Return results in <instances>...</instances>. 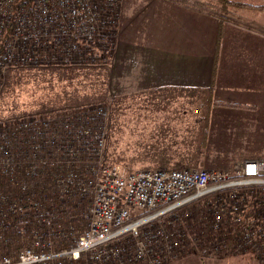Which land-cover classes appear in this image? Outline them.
Instances as JSON below:
<instances>
[{"label": "built area", "instance_id": "built-area-1", "mask_svg": "<svg viewBox=\"0 0 264 264\" xmlns=\"http://www.w3.org/2000/svg\"><path fill=\"white\" fill-rule=\"evenodd\" d=\"M118 3V0H0V82L13 66L94 62L101 60V56L106 59L107 55L94 51L100 44L108 43L110 53L113 51L111 43L115 44L121 17ZM107 115V107L99 104L76 123L60 122L65 131L70 130L73 138H78L80 148H92L97 158L92 161L89 174L78 176L72 170L57 178L61 188L59 199L80 196L88 200L83 231L64 228L52 206L55 196L37 192L31 189L34 183H26L23 186L27 191L26 202L33 207L32 230L16 254L0 255V264H141L142 261L165 264L180 254L186 239L199 246L203 242L201 231L190 235L186 225L168 231L165 227L155 228V224L169 219L177 223L183 218L179 214L181 207L211 196H216V205L209 208L207 217L217 237L213 248L227 247V233L232 229L233 248L251 252L264 264V160H247L234 170L155 168L123 173L102 159ZM33 120H20L18 130L26 136L31 132L27 127L35 125ZM38 120L43 128L26 138L27 143L33 146L35 143L33 149L41 146L37 138L43 145L73 149L71 140L68 146L59 141L61 128L49 140H43L50 123ZM88 122L96 128L85 131L83 127ZM3 131H0L3 138L0 170L12 175L20 164L11 152L14 139H6L7 132ZM83 133L85 136L81 137ZM23 206L20 199L18 205L10 204L9 208L15 212ZM5 214L0 209V229L6 225ZM19 228V233L28 232L27 223ZM57 244L67 246L60 245L62 248L57 250Z\"/></svg>", "mask_w": 264, "mask_h": 264}, {"label": "crops", "instance_id": "crops-1", "mask_svg": "<svg viewBox=\"0 0 264 264\" xmlns=\"http://www.w3.org/2000/svg\"><path fill=\"white\" fill-rule=\"evenodd\" d=\"M232 1L235 4L220 8L218 0H137L130 9L134 13H126L119 26L118 49L123 48L128 59L133 42L141 50L131 62L141 70V77L149 79L147 90L161 89L162 95H172L161 97L164 102H184L189 107L166 110L160 117L168 119L171 131L184 122L176 146L185 136L193 166L211 165L204 151L217 129L237 135L242 148L264 145V0ZM144 8L152 10L145 13ZM199 88L211 97H193ZM217 100L252 108L217 106ZM198 134L206 136L207 146ZM257 159L264 157L246 158L223 169L234 170Z\"/></svg>", "mask_w": 264, "mask_h": 264}, {"label": "rangeland", "instance_id": "rangeland-1", "mask_svg": "<svg viewBox=\"0 0 264 264\" xmlns=\"http://www.w3.org/2000/svg\"><path fill=\"white\" fill-rule=\"evenodd\" d=\"M118 1L121 17L116 26L115 44L111 43L113 51L110 53L109 43L100 44L99 49L94 51L98 55H107L106 59L103 60L104 56H101V60L94 62L13 66L6 71L0 82V125H7L16 119H39L42 115L64 116L80 102L85 104V108L102 104L108 109L102 159L108 165L117 166L123 173L155 168L223 169L246 158L264 157V149H260L263 144L257 148H242L237 135H227L222 129H217L208 137V140L214 142L209 141L208 146L205 143L206 136L198 134V140L207 146L204 153L209 157L211 165H190L192 159H189V150L184 147L187 141L185 136L181 139V145L176 146L184 122L181 128H173L172 133L167 126L168 119L160 117L166 110L189 107L184 102H164L161 97L172 95H162L161 89L147 90L150 88L149 79L141 77V70L131 62L133 55H140L141 50L138 52L137 44L133 42L130 59L123 48L118 49L119 36L122 35L119 26L126 20V13H134V9H130L137 0ZM146 10L145 13H148L152 9ZM104 48L106 51H102ZM193 97H199V91L193 92ZM150 114L155 117H149ZM185 127L188 128L187 125ZM165 131L170 133L166 136ZM215 200L216 196H211L200 201L202 207L197 211V221L212 205L215 207ZM194 206H197L196 203ZM234 250H230L229 254L224 249L219 252L202 249L198 253L192 250L173 257L165 264H262L251 252ZM141 264L146 263L142 261Z\"/></svg>", "mask_w": 264, "mask_h": 264}, {"label": "trees", "instance_id": "trees-1", "mask_svg": "<svg viewBox=\"0 0 264 264\" xmlns=\"http://www.w3.org/2000/svg\"><path fill=\"white\" fill-rule=\"evenodd\" d=\"M218 1L220 2L217 3V6L220 8H222L221 4H235L232 0ZM64 69L65 68H63L62 70ZM204 90L205 88L198 89L199 97H211L210 94H207L206 92L203 93L202 91ZM83 105L85 104L81 102L77 103V106L74 107V109H72L70 112L66 113L64 116L42 115L41 117L42 119L47 120L50 123L48 128L44 131L43 140H49L50 137L56 134L55 130L61 128L64 133L58 132L59 141L68 146V141L71 140L69 142L73 147L71 151L67 147L62 148L61 150L52 147L51 145H43L41 144V139L38 138L36 140H39L37 142H40L41 146L38 148L35 147L33 149L35 143L34 146L27 143L26 138L28 137L27 135H31V133H34V131H39V128H43L41 126L43 124H39L40 120H38L36 117H30L34 119L33 122H35V125H33V129L31 127H27V129L31 132L26 136L23 134V132L18 130V128L20 127V125L18 124L20 122V119L11 121L7 125H0V131L4 130L3 132H7L6 139H14L12 145H10L11 152L13 157L15 158V161L20 164L18 168L16 167L12 175L0 170V209L6 213L4 217L7 220L6 225L0 229V255L16 254L23 246L25 241H27L29 238L28 236L33 226V224H31L32 218L30 217L33 212V207L29 204V202H26L27 191L23 190V186L29 182H32L35 185L32 188L30 186L31 189L34 188L37 192L42 191L44 192V194L49 193L55 196V201L53 205H51L55 210L60 224H62L64 228H73L77 233L83 231V229L85 228L87 219L84 218V216L86 215L88 210V200L80 196L65 200H61L57 197L61 189L60 185L57 183V178H59L61 175L70 173L72 170L75 171L78 176L84 174L87 175V173L89 174L92 167V161L94 159H97L96 155L93 153L92 148H80L78 145V138H73V133L70 130V132L65 131L64 127L60 126V122H62L63 120L76 123L77 119L87 115V111H89L91 107L95 106L92 105L89 108H85V106ZM215 105L233 108H252V106L244 105L238 102H225L221 100L215 101ZM30 118H27L25 120H28ZM92 128L95 129L96 127L94 123L91 122L86 123L83 127L85 131L90 129L93 130ZM68 136L70 137L67 138ZM84 136L85 133H83L81 137ZM2 141L3 138H1L0 135V145ZM72 150L73 152H75L72 153ZM45 160H47V164H44ZM20 199L23 200L24 205L21 211L17 210L15 212H11L9 208L10 204L18 205ZM203 200H205V198L188 203L181 207L180 210H183H181V212L179 211V214L183 215V218L181 217V220L179 221L180 223L171 222V220L169 219L163 224H155V228L165 227V229H167L168 231L170 229L173 230L174 228L180 229V227L186 225V227H188L189 229L190 235H193L194 232L201 231L199 233V236H201L200 239L203 242H200L199 246H196L193 245V243L190 244L186 239V242L183 243V246L181 247L179 255H182L185 252H191L192 250L193 253H198L202 249H208L212 252H219L224 249V252L227 254L230 253V250H234L233 242L235 231L232 229L229 233H227V247H223L221 249L220 247L219 249L213 248V243L217 240V237L215 236V232L212 231L209 223L207 222L209 209L202 214V217L199 221H197L198 217L196 218V216H198L197 211L202 207V205H199V203ZM195 203L197 206L193 207V204ZM22 223H27L28 232L26 234L18 232V230L20 229L19 225H21ZM60 245L61 244H57V250L61 249V246H67Z\"/></svg>", "mask_w": 264, "mask_h": 264}]
</instances>
